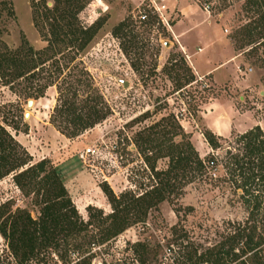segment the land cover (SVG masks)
I'll return each instance as SVG.
<instances>
[{
    "label": "rangeland",
    "instance_id": "374dc122",
    "mask_svg": "<svg viewBox=\"0 0 264 264\" xmlns=\"http://www.w3.org/2000/svg\"><path fill=\"white\" fill-rule=\"evenodd\" d=\"M1 1L11 3L15 18L0 14V42L14 51L24 39L35 52L43 50L46 43L33 26L29 0ZM79 1L84 8L78 21L83 27L98 24L95 36L76 54L74 63L57 55L48 69L54 71L57 62L62 74H70L68 82L81 80L84 91L89 86L87 95L101 97L108 109L106 119L77 137L67 138L54 118L58 105L55 86L40 98L28 99L34 102L30 110L26 108L27 96L0 87V105L13 104L12 113L19 124L16 133L9 132L32 164L46 160V169L55 170L85 226L84 231L60 241V246L42 250L28 264H176L174 257L184 248L190 251L193 246L203 252L229 232L227 222L245 220L244 209L229 185L210 181L190 184L144 216L130 212V225L109 238L105 229L114 226L108 220L113 211L104 189H110L117 199L149 191L155 181L143 157L148 156L155 172L166 170L169 160L158 155L157 145L182 142L177 132L188 135L194 151L205 159L211 150L202 133L212 132V122L220 118L230 122L237 116L231 132L221 136L229 138L254 128L247 126L252 120H264V65L248 55L251 46L264 44V34L254 32L253 44L238 49L242 45L239 32L256 18L246 13L245 0H165L163 22L152 13L147 0ZM52 3L49 0L48 7ZM143 15L145 20L140 19ZM216 44L225 45L238 57L231 65L230 79L220 86L208 78L198 79L182 49L190 53L201 49L205 56ZM263 52L264 48H259V59L264 60ZM189 72L195 78L193 83H188ZM60 79L57 81L62 83L64 77L60 75ZM171 116L180 130L171 126ZM160 121V126L147 129ZM140 134L154 139L144 155L135 147ZM215 173L216 178L225 177L220 168ZM34 199L33 195L23 196L11 176L0 181V205L11 203L12 212L24 210L32 219L38 218ZM241 248L239 244L236 250ZM0 264H14L1 236Z\"/></svg>",
    "mask_w": 264,
    "mask_h": 264
},
{
    "label": "trees",
    "instance_id": "16d2710c",
    "mask_svg": "<svg viewBox=\"0 0 264 264\" xmlns=\"http://www.w3.org/2000/svg\"><path fill=\"white\" fill-rule=\"evenodd\" d=\"M48 1L29 0L33 26L46 43L43 50L35 52L24 39L14 51L8 50L0 42V87L8 88L16 95H25L28 100L40 98L45 90L55 86L58 105L54 118L58 120V129L67 138H74L103 122L108 109L101 97L87 95L89 86L86 91L81 90V80L68 82L70 74H62L57 62L54 71H49L48 65L57 55L69 64L74 63L76 54L84 51L91 43L98 24L81 26L77 17L84 4L79 0H52L51 7H48ZM244 8L246 13H252L256 18L239 32L242 45L238 49L253 44L254 32L264 34V0H245ZM1 13H5L11 20L15 18L10 2H0ZM261 47L264 48V44L251 46L248 55L264 65V60L258 56ZM189 73L188 83H193L195 78ZM60 75L64 77L62 83L57 81ZM54 76L56 80H53ZM13 108V104L0 105V181L11 176L23 196L33 195V205L39 208V217L32 219L24 210L12 212L11 203H4L0 205V236L14 264H28L39 257L42 250L60 246V241H66L72 235L84 231L85 226L78 220L77 212L55 170L52 167L46 169L49 165L46 160L32 164L9 132L14 130L16 133L19 125L17 117L12 113ZM168 120L173 121L170 122L171 126L181 129L174 116ZM161 121L147 129L153 130L160 126ZM141 135L135 147L139 154L144 155L152 148L154 139ZM175 135L181 137L182 142H170V145L162 147L157 145L158 155H164L169 160L166 170L155 172V167L149 165L148 156L143 157L155 181V186L149 191L131 198L123 194L117 199L110 189H104L113 211L108 220L114 225L105 229V237H114L129 226L130 212L136 211L138 216H144L148 210L170 201L171 197H177L190 184L222 182L234 192L246 214L245 220L227 222L231 229L221 235V240L215 245L200 253L193 246L190 251L184 248L183 252L177 253L173 262L264 264V134L260 127L256 126L243 134H231L229 138L205 131L202 135L211 150L205 159L194 151L186 139L188 135L182 132ZM218 168L224 172L225 177L216 178ZM239 244H242V248L236 250ZM249 253L246 259L239 260Z\"/></svg>",
    "mask_w": 264,
    "mask_h": 264
},
{
    "label": "crops",
    "instance_id": "0c3cea01",
    "mask_svg": "<svg viewBox=\"0 0 264 264\" xmlns=\"http://www.w3.org/2000/svg\"><path fill=\"white\" fill-rule=\"evenodd\" d=\"M187 58V62L192 68L193 74L198 79H205L212 81L215 86H220L230 79L232 67L238 57L230 52L229 49L222 44H216L214 49L208 50V54L203 56V50L199 52H189L187 48H182ZM237 116L234 117L236 119ZM234 119L230 122L220 118L209 125L210 130L218 136H226L234 128ZM247 126H259L264 134V120H252ZM247 124V123H246ZM242 127H245L242 126Z\"/></svg>",
    "mask_w": 264,
    "mask_h": 264
},
{
    "label": "built area",
    "instance_id": "2783aa9c",
    "mask_svg": "<svg viewBox=\"0 0 264 264\" xmlns=\"http://www.w3.org/2000/svg\"><path fill=\"white\" fill-rule=\"evenodd\" d=\"M149 1V3L151 4V8H152V13L155 14V16L161 21L163 22V16L167 11L166 6L164 5L165 0H147ZM209 7H205V10L208 12ZM141 20H145L146 16L143 15L140 17ZM247 72H251V70H247Z\"/></svg>",
    "mask_w": 264,
    "mask_h": 264
},
{
    "label": "water",
    "instance_id": "95a60500",
    "mask_svg": "<svg viewBox=\"0 0 264 264\" xmlns=\"http://www.w3.org/2000/svg\"><path fill=\"white\" fill-rule=\"evenodd\" d=\"M34 105V102L32 100H28L26 103L27 110H30ZM29 117V113L25 114V118L27 119Z\"/></svg>",
    "mask_w": 264,
    "mask_h": 264
}]
</instances>
